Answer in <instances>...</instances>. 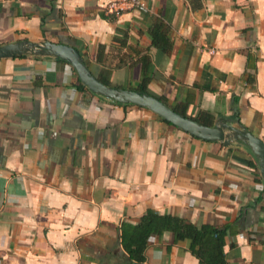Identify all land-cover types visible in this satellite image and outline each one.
<instances>
[{"label": "crops", "instance_id": "crops-1", "mask_svg": "<svg viewBox=\"0 0 264 264\" xmlns=\"http://www.w3.org/2000/svg\"><path fill=\"white\" fill-rule=\"evenodd\" d=\"M0 0V44H75L90 72L144 86L264 142V0ZM50 56L0 59V264H202L188 241L119 239L146 210L224 231L225 264H264V183L239 143L205 141L150 110L77 87ZM251 163V164H250Z\"/></svg>", "mask_w": 264, "mask_h": 264}, {"label": "water", "instance_id": "water-1", "mask_svg": "<svg viewBox=\"0 0 264 264\" xmlns=\"http://www.w3.org/2000/svg\"><path fill=\"white\" fill-rule=\"evenodd\" d=\"M21 55L50 56L65 60L73 68L78 81L91 93L120 104L144 107L161 119L188 134L224 145L239 143L246 147L256 160L258 172L264 183V142L247 131L236 119L216 118L212 125L201 124L171 109L157 97L136 89L120 88L100 82L86 66L80 52L70 44L27 39L0 44V59Z\"/></svg>", "mask_w": 264, "mask_h": 264}, {"label": "trees", "instance_id": "trees-1", "mask_svg": "<svg viewBox=\"0 0 264 264\" xmlns=\"http://www.w3.org/2000/svg\"><path fill=\"white\" fill-rule=\"evenodd\" d=\"M70 45L76 47L74 43ZM81 56L84 60L82 54ZM99 81L109 85L108 82L101 80ZM77 87L80 89H85V87L78 80ZM135 89L140 92L153 95L142 85H139ZM157 98L166 104L163 98ZM169 107L181 115L192 118L193 120L206 125V123L198 117H190L182 111H179L171 106ZM163 121L170 124L165 120ZM163 231L171 232L177 239H186L188 241V251L194 255L200 263H226L221 250L223 245V230L207 224H202L199 227H196L195 225L186 222L181 217L170 214H158L149 209L145 211V213L140 217L139 221L135 225L129 223L120 224L119 239L122 247L129 254V256L134 260L140 261L142 260L141 251L145 245L146 237L149 235L160 234Z\"/></svg>", "mask_w": 264, "mask_h": 264}, {"label": "built area", "instance_id": "built-area-1", "mask_svg": "<svg viewBox=\"0 0 264 264\" xmlns=\"http://www.w3.org/2000/svg\"><path fill=\"white\" fill-rule=\"evenodd\" d=\"M143 0H109L105 5L107 12H119L127 8H142Z\"/></svg>", "mask_w": 264, "mask_h": 264}]
</instances>
